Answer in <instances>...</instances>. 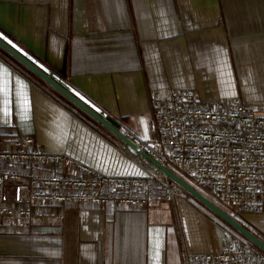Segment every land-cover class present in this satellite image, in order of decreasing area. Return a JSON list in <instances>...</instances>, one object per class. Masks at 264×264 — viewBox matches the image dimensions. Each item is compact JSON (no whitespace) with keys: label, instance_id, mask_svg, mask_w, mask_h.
Masks as SVG:
<instances>
[{"label":"crops","instance_id":"0c3cea01","mask_svg":"<svg viewBox=\"0 0 264 264\" xmlns=\"http://www.w3.org/2000/svg\"><path fill=\"white\" fill-rule=\"evenodd\" d=\"M0 32L142 140L154 137L151 91L264 108V0H0ZM24 136L106 175L143 177L150 168L0 48L1 146ZM50 212L30 229L0 230V264H184L185 254L245 240L187 196ZM252 225L264 240V213Z\"/></svg>","mask_w":264,"mask_h":264},{"label":"built area","instance_id":"2783aa9c","mask_svg":"<svg viewBox=\"0 0 264 264\" xmlns=\"http://www.w3.org/2000/svg\"><path fill=\"white\" fill-rule=\"evenodd\" d=\"M149 100L154 137L127 134L131 140L232 211L264 213V108L255 110L238 98L212 105L192 90L151 91ZM134 158L146 161L138 153ZM183 192L151 167L143 177L106 175L46 151L33 136L13 138L6 148L0 143V230L30 229L54 217V205L146 207L159 197L173 203ZM184 264H264V252L247 240L230 242L216 254H185Z\"/></svg>","mask_w":264,"mask_h":264},{"label":"water","instance_id":"95a60500","mask_svg":"<svg viewBox=\"0 0 264 264\" xmlns=\"http://www.w3.org/2000/svg\"><path fill=\"white\" fill-rule=\"evenodd\" d=\"M4 37L6 36L2 32H0V48L3 51L13 57L19 63H21L24 67H26L37 77L42 79L60 95L69 100L72 104H74L88 116L94 119L108 131H110L127 147L132 149L135 153L140 154L153 169L159 170L170 180L180 185L184 189V191L191 195L200 204L209 209L212 213H214L222 221H224L226 224L236 230L245 239H247L258 249L264 252V240L261 237L256 235L248 227L242 224L238 219H236L227 211L222 209L219 205H217L210 198H208L203 192L198 190L191 183L181 177L173 169H171V167L163 165L162 163L158 162L153 157H151L148 152L144 151L133 140H131L127 134L122 133L120 131V125L116 121H114L107 114H105L103 111H101L98 107H96L93 103H91L88 99H86L80 94V96L84 97V99L81 100L80 97L76 95L77 91L74 88H72L63 79L53 73L50 69H48L45 65H43L32 55H30L21 47H19L16 43L11 41L8 37H6V39ZM9 40L12 42V44L8 43ZM12 45H15V47H13ZM41 65L43 67H41ZM97 109H99V111H97Z\"/></svg>","mask_w":264,"mask_h":264},{"label":"rangeland","instance_id":"374dc122","mask_svg":"<svg viewBox=\"0 0 264 264\" xmlns=\"http://www.w3.org/2000/svg\"><path fill=\"white\" fill-rule=\"evenodd\" d=\"M237 99V98H234ZM239 99V98H238ZM224 104V103H223ZM139 139V138H138ZM142 140V139H141ZM135 153V152H134ZM151 167V166H150ZM171 167V169H173L176 173H178L181 177L185 178L182 173L180 171H178V169H176V167L173 166H169ZM152 168V167H151ZM149 172V171H148ZM148 174V173H147ZM208 198H210L213 202H215L217 205H219L222 209H224L225 211H227L229 214H231L233 217H235L236 219H238L242 224H244L246 227H248L251 231L253 228L252 225V219L256 216L254 214H240V213H236L234 211L231 210V207L225 205L224 203H222L220 200H213L208 193H204ZM187 196L190 199H194L191 195H189L186 191L183 192V194L180 196ZM179 197V198H180ZM178 198V199H179ZM194 201H196L199 205H201L202 207H204L202 204H200L197 200L194 199ZM205 209H207L206 207H204ZM207 211H209L210 213H212L209 209H207ZM214 214V213H212ZM215 215V214H214ZM216 216V215H215ZM219 218V217H218ZM220 219V218H219ZM245 239V238H244ZM247 240V239H245ZM248 241V240H247ZM249 242V241H248ZM251 243V242H250ZM252 244V243H251ZM255 248H257L255 245H253Z\"/></svg>","mask_w":264,"mask_h":264},{"label":"snow or ice","instance_id":"6c2138e0","mask_svg":"<svg viewBox=\"0 0 264 264\" xmlns=\"http://www.w3.org/2000/svg\"><path fill=\"white\" fill-rule=\"evenodd\" d=\"M4 38L6 39V37H4ZM8 43H9V44H12V42H11L10 40L8 41ZM12 46L15 47V45H12ZM41 67H43V66L41 65ZM45 71H46V69H45ZM76 95H77L78 97H80L81 100L84 99V97L80 96V93L77 92ZM97 111H99V109H97Z\"/></svg>","mask_w":264,"mask_h":264}]
</instances>
